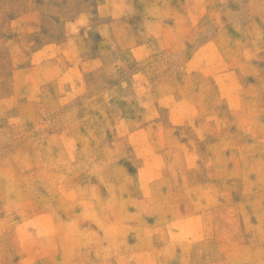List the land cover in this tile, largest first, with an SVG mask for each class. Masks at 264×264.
I'll return each mask as SVG.
<instances>
[{
	"label": "rangeland",
	"instance_id": "rangeland-1",
	"mask_svg": "<svg viewBox=\"0 0 264 264\" xmlns=\"http://www.w3.org/2000/svg\"><path fill=\"white\" fill-rule=\"evenodd\" d=\"M0 264H264V0H0Z\"/></svg>",
	"mask_w": 264,
	"mask_h": 264
}]
</instances>
